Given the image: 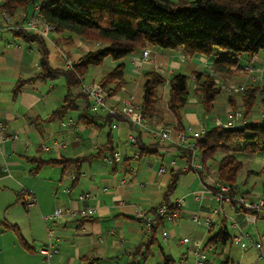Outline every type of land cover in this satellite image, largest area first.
Segmentation results:
<instances>
[{
  "label": "crops",
  "instance_id": "crops-1",
  "mask_svg": "<svg viewBox=\"0 0 264 264\" xmlns=\"http://www.w3.org/2000/svg\"><path fill=\"white\" fill-rule=\"evenodd\" d=\"M46 2L48 0H38L40 4ZM30 10L21 9L11 22L23 21ZM63 36L54 32L49 39H26L6 27L0 12V123L4 127L0 141V182H13L22 193L21 204L30 203V209L36 212L39 223H43L45 233L47 229L52 231L51 238L42 233L40 240H36L39 246H31L32 251L26 250L31 258L38 257V260L30 262L26 259L24 264H48L38 253V248L50 243L59 251L53 264H86L88 261L92 264H165V260L169 264H196V247L179 240L187 236L205 247L208 236L222 228L231 238L225 245L207 246V264H264V209H259L253 222L249 220L248 212L239 209V204L218 201L211 190L215 184L213 174L206 175L202 181L192 170L181 172L168 197L170 203L177 206V213L169 221L154 223L153 239L152 231H144L135 212H150L162 202L171 179L170 172L178 170L169 162L176 160L180 165L185 161L175 132L160 142L148 130L133 129L123 117L103 121L106 111H93L90 98L80 94L79 86L71 89L74 108L65 115L49 119L63 104L66 86L62 76L31 80L41 70L42 58L51 68L65 69V57L76 62L91 47L79 37H72L70 44H66ZM49 46H54V50ZM145 48L149 49L148 58L141 59L137 65L130 63V68L126 69L127 85L122 92L106 99L107 105L119 109L128 95L138 103L142 71L156 68L164 76L180 72L183 66L189 67L190 71H202L211 68L216 57L200 54L186 57L181 50H164L151 45ZM126 62H129L128 58ZM118 63L106 58L102 67H93L89 71L90 79H84L83 83L96 82L105 70ZM238 65L239 71L222 78L225 84L259 83L264 77V62L260 57L251 59L239 55ZM247 66L250 68L243 70ZM18 81H24V84L19 92H15ZM166 93L167 85L163 84L159 87L161 98L157 107L165 121L170 122L173 118L166 109ZM229 107L227 98L215 99L214 114H205L192 97L184 109V125L205 130L217 125L215 118H225ZM84 113L90 116L97 113L98 122L104 124L85 126L81 120ZM259 118L258 113L252 115V121ZM155 126L158 125L152 127ZM131 135L138 146H147L156 153L134 158ZM108 139L121 158L103 163L101 159L91 157ZM79 157L87 158L80 161L76 174L72 167L63 170L61 164L45 162ZM254 162L264 165L263 156H255ZM127 165L133 170H127ZM161 166L165 171L159 173ZM71 171L72 178L69 177ZM3 187L6 188V184ZM236 193L245 195L251 202L261 199H248V194L240 189ZM82 195L86 196L81 199ZM57 208L62 217L52 216ZM193 215L209 219L211 224H195L191 220ZM163 233H167L166 238ZM244 235L259 242L260 249H244L241 245L246 241ZM238 236L241 239L235 242L234 238ZM0 264H4L1 256Z\"/></svg>",
  "mask_w": 264,
  "mask_h": 264
},
{
  "label": "trees",
  "instance_id": "trees-1",
  "mask_svg": "<svg viewBox=\"0 0 264 264\" xmlns=\"http://www.w3.org/2000/svg\"><path fill=\"white\" fill-rule=\"evenodd\" d=\"M35 5H38L41 19L53 27V33L64 35L63 41L66 44H70L72 37H79L82 41L91 44V47L71 67L65 69L51 68L42 58L41 70L33 75L31 80L62 76L66 86L63 104L49 116V119L65 115L68 110L74 108L71 89L83 83L92 67H102L106 58L119 63L105 70L95 82L103 88L105 100L113 98L124 90L128 83L125 68L127 58L132 54L140 53L146 45L164 50H181L186 57L196 54L207 57L216 55L211 68L202 71L193 70L190 74L174 72L164 76L156 68L142 71L139 81L140 99L136 103L133 97V103L137 105L140 114L151 129L168 128L175 133L185 132L190 137L183 116L189 99L195 98L198 107L205 114H210L214 110L217 96L223 90L227 91V101L230 105L227 110L240 111L239 124L233 127L217 124L205 129L195 139L194 152L202 165V169L196 173L202 181L206 175L213 174L215 182L227 184L237 192V175L243 167L241 157L254 158L264 155V77L260 78L259 83H245L237 93L225 88L228 84H225L222 78L230 77L241 69L238 65L239 55L251 59L260 57L264 62V0H48L43 4L38 3V0H0V12L6 13L11 21L21 9H32ZM23 21L15 23L21 24ZM12 31L29 40L41 38L31 31ZM249 68L243 67V70ZM189 80L193 85L191 88L188 85ZM23 84L24 81H18L14 87L15 92H19ZM163 84L167 85L165 104L173 118L170 122L165 121L157 107L161 98L159 87ZM122 106L119 109L115 108L121 110ZM256 113L260 118L258 121H252V115ZM111 117L121 116H113L106 112V116L102 118L103 121H109ZM81 120L85 126L104 124L98 122L100 117L97 113L95 116L84 113ZM222 120L224 121L225 118ZM154 125L158 126L152 127ZM134 144L139 150L137 155L132 152L134 158L156 153L147 146H138L136 139ZM113 152L115 151L111 140L108 139L97 147L91 157L103 161L105 156ZM180 152L185 161H190L191 150L180 148ZM86 158L50 159L45 162L61 164L63 170L72 167L76 174L80 161ZM113 160L115 159L110 161ZM127 167L128 170L129 165ZM262 168L264 169V165ZM181 172L183 171L170 172L171 179L162 202L150 212H144L151 215L155 214L160 206L166 207V213L156 216L150 226L152 239L154 223L160 224L167 216L171 215L173 218L177 213V206L170 203L168 197ZM211 190L215 191L216 188L213 187ZM21 195V192L16 195L18 201L22 200ZM261 208L264 209V204ZM239 209L249 212L241 206ZM6 226L14 229L15 232L18 230L15 224ZM230 238L228 231L222 228L208 236L205 247L199 246L195 250L205 254V264H207L205 252L207 246L225 245ZM19 240L26 250H33L21 238ZM165 262L169 264L167 260ZM86 264L92 263L88 261Z\"/></svg>",
  "mask_w": 264,
  "mask_h": 264
},
{
  "label": "built area",
  "instance_id": "built-area-1",
  "mask_svg": "<svg viewBox=\"0 0 264 264\" xmlns=\"http://www.w3.org/2000/svg\"><path fill=\"white\" fill-rule=\"evenodd\" d=\"M3 21L7 28L12 30H26L35 32L38 34L39 37L44 39H49L50 35L53 33V27L44 22L39 14L38 11V5H35L26 15L23 23L17 24L10 21L9 17L6 15V13L2 14ZM149 56V49L144 48L139 54H132L130 57V63L137 65L138 61L141 59H146ZM73 61L65 57V66L71 67L73 65ZM228 90L238 91L242 89V86L234 87V86H227ZM79 92L81 94H85L91 99V108L93 111L97 109L105 110L110 115L113 116H121L124 119H126L131 127L135 130L137 129H143L148 130L152 133V135L160 142L165 141L170 138L171 130L168 128H161L156 127L151 129L146 120L142 117V115L139 112V109L137 105L133 103V96L128 95L123 99V106L121 110H117L115 107L109 106L106 103L103 88L97 84V83H82L79 85ZM241 113L240 111H232L231 109L227 110L225 113V120L223 121L221 118H215V122L219 125H222L224 127H233L237 124H239V117ZM4 127L0 123V141L2 139V131ZM204 130L201 129H193L192 127H188L187 133H190V137L187 136L185 132H176V143L180 146V148H186L192 151V157L190 161H184L182 164H178L176 160H172L169 162V165L172 167H177L179 171H187V170H194L200 171L202 169V165L199 162L198 156L195 154V139L200 136V134ZM131 140V150L134 152V155H137L139 153V150L137 149L135 142V137L130 136ZM120 152L115 151L111 155H107L103 158V163H107L112 159L118 160L120 159ZM264 158V155H263ZM133 170V168L131 169ZM159 173H162L165 171L164 167L159 168ZM69 177L72 178V172H69ZM214 188L216 190L213 192L215 198L218 201H225V202H236V204H239L243 209L249 211V220L255 221L256 219V213H258L259 209L263 206L264 202L262 199H258L256 202L247 201L245 195H237L235 192V188L228 186L227 184H221L218 182H215ZM86 195H82L80 198L82 199ZM166 213V207L164 205L160 206L155 214H145L143 211L139 210L135 212L134 216L135 218L139 219V221L143 225L144 231L147 233L150 229V226L156 216H162ZM53 217H62L63 214L59 208L55 209ZM172 219V216L169 215L166 217V220L169 221ZM191 220L195 224H201L204 226H209L211 224V221L209 219H200L198 216L193 215L191 217ZM47 234L51 238L52 237V231L50 229H47ZM163 236L166 238L167 233H163ZM243 236V234H242ZM246 237V241L243 243L241 242V245L244 249L247 248H253V249H260V243L257 241L252 240L248 235H244ZM241 239V236L235 237L234 241L239 242ZM182 244H191L194 245L197 248H199V243L196 241L191 240V238L184 236L179 240ZM38 253L42 255L48 262V264H53V259H55L59 253L57 247H55L53 244H48L46 246H41L38 248ZM196 256V264H205V254L200 252L199 250L194 251Z\"/></svg>",
  "mask_w": 264,
  "mask_h": 264
},
{
  "label": "rangeland",
  "instance_id": "rangeland-1",
  "mask_svg": "<svg viewBox=\"0 0 264 264\" xmlns=\"http://www.w3.org/2000/svg\"><path fill=\"white\" fill-rule=\"evenodd\" d=\"M49 48L50 50H54V46H49ZM128 59L129 62H126V69L128 67L130 68V58ZM92 69L93 67L89 71ZM180 72L190 74L191 71L189 67L183 66ZM90 74L91 72L86 74L85 80L90 79ZM188 85L190 88L193 86L191 80L188 81ZM227 86L238 87L242 85L228 84ZM233 92L237 93L239 90ZM226 98L227 91L223 90L216 99ZM255 107L257 106L255 105ZM210 114L213 115L214 111ZM254 158L241 157L243 167L237 175V185L238 189L248 194V199L255 200L261 198L264 200V169L262 168L261 162H254ZM3 184H6L7 187L4 188ZM17 192H20V189H17L13 182H0V256L4 260V264H24L26 259H29L30 262L38 260V257L31 258L30 252H27L23 248L19 238L30 246L37 247L39 246V242H36V240H40L39 238L42 233L44 235L47 234L45 233L43 223L41 225L37 220L36 212L30 209V203L22 205L21 201L17 200ZM233 204H236V202H233ZM263 213L264 211H262ZM7 224H15L18 229L16 230L17 232L10 227L8 228L6 226ZM228 224L230 225V223H227V226H229ZM216 231L217 229L214 230V232ZM229 231L232 232L230 228Z\"/></svg>",
  "mask_w": 264,
  "mask_h": 264
}]
</instances>
